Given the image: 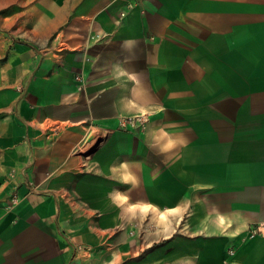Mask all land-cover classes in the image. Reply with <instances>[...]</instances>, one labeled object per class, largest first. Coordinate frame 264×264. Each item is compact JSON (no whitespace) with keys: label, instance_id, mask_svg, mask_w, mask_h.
<instances>
[{"label":"crops","instance_id":"0c3cea01","mask_svg":"<svg viewBox=\"0 0 264 264\" xmlns=\"http://www.w3.org/2000/svg\"><path fill=\"white\" fill-rule=\"evenodd\" d=\"M0 264H264V0H0Z\"/></svg>","mask_w":264,"mask_h":264},{"label":"built area","instance_id":"2783aa9c","mask_svg":"<svg viewBox=\"0 0 264 264\" xmlns=\"http://www.w3.org/2000/svg\"><path fill=\"white\" fill-rule=\"evenodd\" d=\"M124 15H125V13H121V16H124ZM139 120H140V119H139ZM140 122H144V119H143L142 121H140ZM229 252L232 253L233 251L230 250Z\"/></svg>","mask_w":264,"mask_h":264}]
</instances>
